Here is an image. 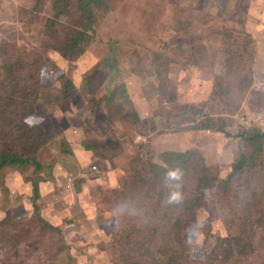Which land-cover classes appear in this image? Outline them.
<instances>
[{
    "label": "rangeland",
    "instance_id": "374dc122",
    "mask_svg": "<svg viewBox=\"0 0 264 264\" xmlns=\"http://www.w3.org/2000/svg\"><path fill=\"white\" fill-rule=\"evenodd\" d=\"M17 1L20 40L0 48L9 45L12 53L24 43L42 52L53 3ZM108 4L80 62L48 54L37 111L50 136L39 152L48 181L40 183L36 214L34 168L0 170V264H149L153 255L166 258L174 236L184 264H216L217 242L236 231L234 211L244 217L243 196L216 182L205 192L207 206L182 215L181 229L174 228L179 213L161 197L151 166L165 165L168 150H196L212 173L227 178L236 156L248 150L236 136L264 130V0ZM68 80L77 87L66 95ZM134 100L142 114L147 110L143 125L134 119ZM157 117L183 126L160 127ZM257 177L264 188V176ZM256 247L216 262L264 264V244Z\"/></svg>",
    "mask_w": 264,
    "mask_h": 264
},
{
    "label": "trees",
    "instance_id": "16d2710c",
    "mask_svg": "<svg viewBox=\"0 0 264 264\" xmlns=\"http://www.w3.org/2000/svg\"><path fill=\"white\" fill-rule=\"evenodd\" d=\"M51 1L54 15L44 24L45 40L41 45L42 52L24 43L20 44L21 47L14 44L12 53L6 50L9 45L0 48V51L4 52L0 56V170L6 167L34 168L36 176L29 180L32 183L36 214L39 209L40 183L48 181L41 173L45 167L39 160V152L50 142V136L37 116L43 95L41 87L48 79L45 67L50 61L48 54L51 51L57 52L74 65L87 52L96 27L110 10L108 0ZM97 65L90 69L86 76H89ZM75 87L74 81L68 80L65 84V94L69 95ZM121 90V95L127 99L125 86H122ZM27 117H33L38 122L29 126L25 123ZM134 119L139 122L137 112ZM236 137L246 143L248 150L236 156L233 171L227 178H220L212 173L196 150L166 151L162 155L165 165L151 166L155 173L152 181L164 191V194L160 193L161 197L166 195L167 198L164 199L168 201L172 213H179L174 228L181 229L182 215L192 216L191 213L207 206L205 192L213 188L216 182L222 190H230L237 197L243 196L239 199L245 200L244 217H238V213L234 211L238 220L236 231L231 232V237L217 242L215 254L212 255L216 264H221L220 261L216 262L220 255L231 258L235 255L254 254L256 243L260 240L264 244V188L259 189V185L254 183L256 175L257 178L264 176V130L253 128ZM171 170H179V180L167 179V173ZM186 185L193 186L192 192L188 191ZM176 188L180 198L171 200L170 197L176 192ZM39 220L45 225H50L42 218ZM190 220H196L194 214ZM176 238L177 236L171 238L172 243L168 246L166 258L153 255L149 264H184L181 251L176 247ZM223 246L225 248L222 254L217 255ZM181 250H184V247ZM146 262L139 261L134 264Z\"/></svg>",
    "mask_w": 264,
    "mask_h": 264
},
{
    "label": "crops",
    "instance_id": "0c3cea01",
    "mask_svg": "<svg viewBox=\"0 0 264 264\" xmlns=\"http://www.w3.org/2000/svg\"><path fill=\"white\" fill-rule=\"evenodd\" d=\"M17 2H18L17 0H0V44L5 43V42L6 43L17 42L20 40V37H19V35H20V31H19L20 23L19 22L20 21H19V17H18V12H16V7L18 6ZM17 18H18V20H17ZM13 33H14V35H13ZM80 61L81 60H79V62ZM79 62L77 63V66H79ZM98 62L99 61L97 60L92 66L94 67L95 65L98 64ZM74 65H76V63ZM91 67L84 70L82 72V74L84 73L85 74L84 76H86V74H87L86 72H88L90 69L93 68V67L92 68ZM76 76H78V75L76 74ZM74 84H75V86L77 85L76 81L74 82ZM132 99H133V96H132ZM133 103H135V106H136L135 109H136V112L138 113V117H139V120L141 123L140 124L138 122V126L143 125V123L146 122L145 118L147 116L146 114H148L147 110H145L142 114L137 108V101L134 100ZM157 118L158 119H156V122L159 123L160 127H164V125H166V124H169L170 127H174L175 125H177V124H175L176 121L178 123V126H181L183 124L182 121L178 120V119H176V120L171 119V121H168L163 117H157ZM147 120L150 121V119H148V118H147ZM153 122H150L149 125H146V128L150 127V125L153 124ZM166 128H169V127H166ZM151 134H153V133H151ZM176 149L179 150L180 148H176Z\"/></svg>",
    "mask_w": 264,
    "mask_h": 264
},
{
    "label": "clouds",
    "instance_id": "9594fccd",
    "mask_svg": "<svg viewBox=\"0 0 264 264\" xmlns=\"http://www.w3.org/2000/svg\"><path fill=\"white\" fill-rule=\"evenodd\" d=\"M35 122H38L35 120V118L33 117H27L25 119V123L28 124L29 126H32ZM167 179L168 180H179L180 179V172L179 170H171L167 173ZM179 197V193L178 192H174L172 194V196L170 197L171 200H178Z\"/></svg>",
    "mask_w": 264,
    "mask_h": 264
},
{
    "label": "built area",
    "instance_id": "2783aa9c",
    "mask_svg": "<svg viewBox=\"0 0 264 264\" xmlns=\"http://www.w3.org/2000/svg\"><path fill=\"white\" fill-rule=\"evenodd\" d=\"M93 169H97V167L95 165L92 166Z\"/></svg>",
    "mask_w": 264,
    "mask_h": 264
}]
</instances>
